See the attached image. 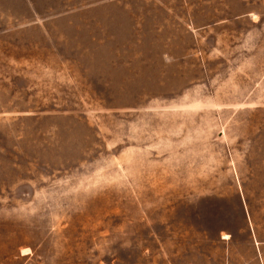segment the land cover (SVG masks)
<instances>
[{"label":"rangeland","instance_id":"rangeland-1","mask_svg":"<svg viewBox=\"0 0 264 264\" xmlns=\"http://www.w3.org/2000/svg\"><path fill=\"white\" fill-rule=\"evenodd\" d=\"M0 264H264V0H0Z\"/></svg>","mask_w":264,"mask_h":264}]
</instances>
